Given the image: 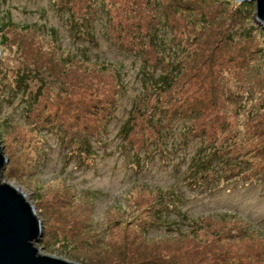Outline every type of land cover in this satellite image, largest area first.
Here are the masks:
<instances>
[{
    "label": "rangeland",
    "instance_id": "obj_1",
    "mask_svg": "<svg viewBox=\"0 0 264 264\" xmlns=\"http://www.w3.org/2000/svg\"><path fill=\"white\" fill-rule=\"evenodd\" d=\"M238 4L0 0L1 180L33 206L41 254L78 264H132L141 254L152 264H264V59L255 51L264 28L253 3L245 13ZM74 130L100 158L77 162ZM200 143L226 159L244 154L254 183L186 190ZM141 144L150 157L134 149ZM159 194L182 218L142 240L132 221L152 215ZM197 218L202 226L182 235Z\"/></svg>",
    "mask_w": 264,
    "mask_h": 264
},
{
    "label": "trees",
    "instance_id": "obj_2",
    "mask_svg": "<svg viewBox=\"0 0 264 264\" xmlns=\"http://www.w3.org/2000/svg\"><path fill=\"white\" fill-rule=\"evenodd\" d=\"M152 2H155V0H152ZM143 3H146L143 2ZM240 7H242L241 11L245 13V11H248V9L250 8L251 4H238ZM187 9V7H184V9ZM182 7H178L177 11L182 10ZM176 11V12H177ZM184 11V10H183ZM201 21V20H200ZM204 21V19H203ZM196 22H192L191 24L194 26ZM201 24H203V22H200ZM244 38V35L242 36ZM151 37H149L150 39ZM237 38V37H235ZM231 41V40H229ZM245 41V40H244ZM233 42V44H235V42H237L235 39ZM255 46L257 47V45L255 44ZM260 47H262L261 45H259ZM235 48H237L234 52L237 54H240V50L241 48H243V46H239V44L234 45ZM240 47V48H239ZM260 47L255 49V51H257V59L259 56H262V59H264V53L263 51L260 50ZM264 48V47H262ZM122 49H124L122 47ZM254 51V50H253ZM216 64V61H215ZM214 68V67H213ZM214 71V69L212 70V72ZM193 79L195 80H200L199 76H193ZM193 79H190L191 81H188V84L193 85ZM168 80V77L164 76L161 79V85H165V82ZM216 80V79H214ZM150 90V89H149ZM149 121V120H148ZM157 121V120H156ZM178 124H181V129L183 133H186L187 136L192 135V131H189V129L187 128V124L186 122H184L183 120L179 119L177 120ZM121 132H123V129L120 130ZM123 135V133H120ZM243 137H249L248 134H244ZM235 138L236 142L234 143L237 144L239 143V140L237 137H233ZM69 139H73V140H77L79 139L81 141V147L80 146H76V150H77V155L79 156L78 159V163L80 165L85 164V162H83L86 157H89L96 160L98 157L100 158V156H98L97 151L95 149V146L90 143L89 141L86 140V136H81L76 130H74L73 132L70 133ZM203 139V138H202ZM202 141V140H201ZM202 143V142H201ZM199 144L198 146V150L197 155L192 156L191 160H190V164L187 165V169L189 175L191 176L188 180H186V182L184 183V185L186 186V190L188 191H198L201 189L206 190L209 186H211L213 182H216L218 184L222 183L223 180L225 178H233V181L231 180L230 183L233 184H237L238 182L242 181L243 179L250 181V183H254L255 178L251 177L248 174V172L250 171L249 168V164L247 165V163L245 162V155L243 154V156L241 158H233L230 157L229 159H226V157H224V155H222L221 152H219L218 150L212 149L210 146H204L203 144ZM97 144H100V141L98 140ZM138 153L142 152L143 156L148 155L150 157V152L147 151L146 152V148L144 147V144H141L140 146L134 148ZM233 151H239V146L234 147ZM133 152V150H132ZM240 152V151H239ZM152 153V152H151ZM246 153V152H245ZM259 155L263 156L264 153L263 152H259ZM134 159H137L133 154H131V162H133ZM234 162H231L233 161ZM261 160V159H259ZM263 162V160H262ZM86 169V168H85ZM162 195L159 194V196L157 197V200L155 203H153V205H156V208H151V214L149 217L145 218V219H141L140 217L136 218L135 220L132 221V224L138 227V231L143 233V235L140 236V234H138L139 238L142 240H149L150 237H155L154 235H151V232L157 231V228L160 227L163 224H167V226H169L170 223H167V219L168 218H175L179 217L180 219L182 218L181 214H178V211L175 209V207H173L172 205H165V201L164 198L161 197ZM202 218H197V219H193L191 221H185V227H186V231H181L180 233L183 235L184 233H188L187 230H190L195 232L197 231L201 226V220ZM171 224L174 225V219L170 220ZM166 226V225H165ZM168 228V227H167ZM169 230V228H168ZM236 230H234L232 233H236ZM238 235H241L240 232L237 233ZM149 236V237H147ZM121 250L124 248V245H122ZM146 252V251H145ZM146 255V256H145ZM148 254H141L139 256V261H134L136 257H129L132 258L133 260H131L132 264H152V257H147ZM145 256V257H144ZM130 261V260H129ZM166 264H172L170 261H168L167 259L164 260ZM123 264V263H122Z\"/></svg>",
    "mask_w": 264,
    "mask_h": 264
},
{
    "label": "water",
    "instance_id": "obj_3",
    "mask_svg": "<svg viewBox=\"0 0 264 264\" xmlns=\"http://www.w3.org/2000/svg\"><path fill=\"white\" fill-rule=\"evenodd\" d=\"M254 4L255 19L264 28V0H234ZM6 159L0 149V264H78L65 258L41 254L37 248L42 223L25 195L2 182Z\"/></svg>",
    "mask_w": 264,
    "mask_h": 264
}]
</instances>
